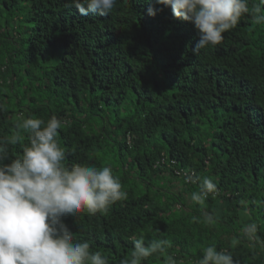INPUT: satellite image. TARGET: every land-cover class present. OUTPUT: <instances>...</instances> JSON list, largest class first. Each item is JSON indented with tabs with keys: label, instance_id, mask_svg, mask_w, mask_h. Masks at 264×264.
Segmentation results:
<instances>
[{
	"label": "trees",
	"instance_id": "16d2710c",
	"mask_svg": "<svg viewBox=\"0 0 264 264\" xmlns=\"http://www.w3.org/2000/svg\"><path fill=\"white\" fill-rule=\"evenodd\" d=\"M69 3L0 0V140L24 137L6 145L9 156L28 144L23 119L56 116L67 121L57 136L65 166L111 167L127 198L64 221L108 264L130 259L141 237L168 242L142 264H198L209 246L235 264H264V226L249 214L260 205L264 216V23L246 13L222 43L194 55V25L170 8L153 17L145 0H116L101 17ZM111 138L108 164L97 152ZM203 178L217 188L201 205L191 196ZM250 223L253 239L243 232Z\"/></svg>",
	"mask_w": 264,
	"mask_h": 264
},
{
	"label": "clouds",
	"instance_id": "9594fccd",
	"mask_svg": "<svg viewBox=\"0 0 264 264\" xmlns=\"http://www.w3.org/2000/svg\"><path fill=\"white\" fill-rule=\"evenodd\" d=\"M147 14L155 16L170 8L174 18L194 25L198 41L192 49L198 55L201 49L222 43L224 33L233 29L242 15L250 13L257 24L264 23L262 5L249 8V0H151ZM116 0H70L84 16L90 12L107 16ZM4 105L0 104V111ZM67 121L52 116L46 123L40 118H26L17 125L28 133V144L22 155L11 158L6 145L20 143L24 137L16 132L7 140H0V264H108L99 251H91L88 241L75 242L74 234L64 222L86 211L90 215L104 213L116 201L127 198L120 181L109 166L97 170L81 164L65 166L66 152L57 142L58 130ZM9 161L5 163V161ZM187 181L197 183L201 177L188 175ZM216 184L203 178L199 192L191 199L204 204ZM196 219L195 217L193 218ZM205 219L212 223L211 216ZM243 232L253 239L257 232L255 223L247 224ZM130 259L120 264H142L156 253H164L167 240L145 241L134 239ZM165 264H176L167 256ZM198 264H235L233 257L214 246L203 250Z\"/></svg>",
	"mask_w": 264,
	"mask_h": 264
},
{
	"label": "rangeland",
	"instance_id": "374dc122",
	"mask_svg": "<svg viewBox=\"0 0 264 264\" xmlns=\"http://www.w3.org/2000/svg\"><path fill=\"white\" fill-rule=\"evenodd\" d=\"M56 52H57V50L54 51L53 57L44 58L42 61L46 65H50L51 63L55 62L57 59L56 56H58V54ZM35 70L36 69H33L34 72H36ZM116 148H117V146H116L114 140L111 138V139L107 140L106 142H104V145L99 149V152H97V154L99 157L103 158L104 162H106L108 164L115 163V161H116L115 149ZM177 184H179V183L175 182V185H177ZM260 213H261V211H260V205H259V207L253 213H249V214L252 217L254 216L255 220L259 221L260 224H262L264 226V216H262Z\"/></svg>",
	"mask_w": 264,
	"mask_h": 264
},
{
	"label": "built area",
	"instance_id": "2783aa9c",
	"mask_svg": "<svg viewBox=\"0 0 264 264\" xmlns=\"http://www.w3.org/2000/svg\"><path fill=\"white\" fill-rule=\"evenodd\" d=\"M176 173L179 174V175H183V176H186L187 177L188 175L195 174V171L194 170H190V169L189 170L177 169L176 170Z\"/></svg>",
	"mask_w": 264,
	"mask_h": 264
}]
</instances>
